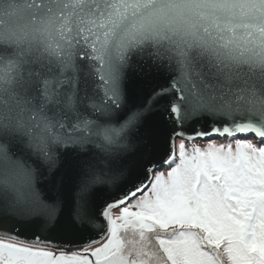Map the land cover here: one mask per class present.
<instances>
[{"label":"snow or ice","instance_id":"6c2138e0","mask_svg":"<svg viewBox=\"0 0 264 264\" xmlns=\"http://www.w3.org/2000/svg\"><path fill=\"white\" fill-rule=\"evenodd\" d=\"M0 264H264V0H0Z\"/></svg>","mask_w":264,"mask_h":264}]
</instances>
